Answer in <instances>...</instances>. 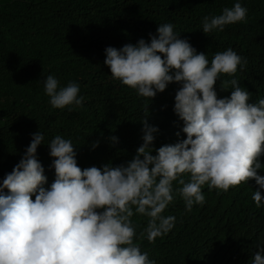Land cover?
Returning <instances> with one entry per match:
<instances>
[{
	"label": "clouds",
	"instance_id": "clouds-1",
	"mask_svg": "<svg viewBox=\"0 0 264 264\" xmlns=\"http://www.w3.org/2000/svg\"><path fill=\"white\" fill-rule=\"evenodd\" d=\"M248 11L242 0H234L219 13L202 16L201 30L223 32L247 22ZM149 35L150 41L107 46L104 64L112 78L136 91L141 116L148 111L141 100L151 102L170 83H179L174 111L186 138L153 154L159 128L142 116L143 143L132 159L82 168L71 138L56 134L45 143L41 128L32 133L22 158L0 182V264H157L137 242L134 216L147 218L139 238L154 243L176 225V215L166 210L177 194L191 212L206 203L205 185L228 191L254 179L253 200L264 207V175L258 171L264 168V96L253 102L236 75L248 58L231 46L209 57L182 38L171 21L159 23ZM218 79L224 89H232L230 96H218ZM43 87L53 108L84 106L77 80L61 84L48 74ZM118 139L109 137L113 145ZM41 144L54 158L55 178L48 187L37 157ZM255 246L249 264H264V238Z\"/></svg>",
	"mask_w": 264,
	"mask_h": 264
},
{
	"label": "trees",
	"instance_id": "trees-1",
	"mask_svg": "<svg viewBox=\"0 0 264 264\" xmlns=\"http://www.w3.org/2000/svg\"><path fill=\"white\" fill-rule=\"evenodd\" d=\"M234 0H0V182L22 158L32 133H45V143L56 134L71 138L83 168L119 165L134 157L143 143L142 116L158 126L155 148L186 138L183 121L174 111L176 91L172 82L150 100H141L148 111L141 116L136 91L112 78L104 64L107 46L122 47L140 38L150 41L158 24L171 21L182 38L211 57L231 46L248 58L236 74L255 102L264 96V0H242L247 22L226 26L209 35L201 18L219 13ZM55 74L66 84L77 80L86 97L74 110L53 108L44 92L46 75ZM218 96H230L222 81ZM150 104V107L147 105ZM166 116L164 119L161 117ZM179 133V135H177ZM117 136L113 145L109 137ZM100 140L98 147L91 145ZM47 144L37 157L50 186L55 178L53 157ZM264 162V157H261ZM264 175V168L258 170ZM255 180L228 191L204 186L206 203L186 211L177 194L167 213L177 217L175 227L155 242L139 238L146 217L134 216L138 241L157 264H249L256 241L264 238V207L257 208ZM35 199V194H33Z\"/></svg>",
	"mask_w": 264,
	"mask_h": 264
}]
</instances>
